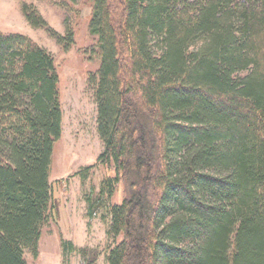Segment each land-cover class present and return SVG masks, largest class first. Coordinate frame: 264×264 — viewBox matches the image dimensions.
<instances>
[{"label":"trees","instance_id":"1","mask_svg":"<svg viewBox=\"0 0 264 264\" xmlns=\"http://www.w3.org/2000/svg\"><path fill=\"white\" fill-rule=\"evenodd\" d=\"M92 2L108 264H264V0ZM58 84L49 51L0 31V264L38 256L54 212Z\"/></svg>","mask_w":264,"mask_h":264},{"label":"rangeland","instance_id":"2","mask_svg":"<svg viewBox=\"0 0 264 264\" xmlns=\"http://www.w3.org/2000/svg\"><path fill=\"white\" fill-rule=\"evenodd\" d=\"M25 4L35 6L59 34L70 24L74 45L66 50L45 28L33 27L23 14ZM92 12V0H0V31L24 34L54 56L63 109V133L55 143L50 177L55 208L43 227L39 254L27 252V264H108L114 244L107 234L109 201L101 194L106 169L98 159L104 144L89 83L100 66L97 38L89 27ZM124 197L118 187L110 204Z\"/></svg>","mask_w":264,"mask_h":264}]
</instances>
